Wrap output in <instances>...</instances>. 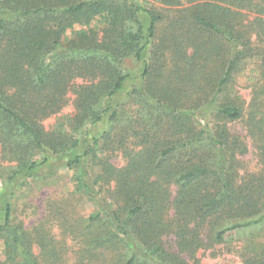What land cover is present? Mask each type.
<instances>
[{
  "label": "trees",
  "instance_id": "1",
  "mask_svg": "<svg viewBox=\"0 0 264 264\" xmlns=\"http://www.w3.org/2000/svg\"><path fill=\"white\" fill-rule=\"evenodd\" d=\"M251 3L0 0V169L11 181L69 155L72 195L96 206L80 220L50 202L26 227L6 205L3 264H201L199 250L262 224L264 112L247 122L259 174L243 172L247 146L221 123L243 118L230 84L252 53L240 12ZM147 47L140 86L113 106L127 60ZM69 102L66 123L47 130ZM243 264H264V249Z\"/></svg>",
  "mask_w": 264,
  "mask_h": 264
},
{
  "label": "rangeland",
  "instance_id": "2",
  "mask_svg": "<svg viewBox=\"0 0 264 264\" xmlns=\"http://www.w3.org/2000/svg\"><path fill=\"white\" fill-rule=\"evenodd\" d=\"M128 1L139 7H145L146 3L151 0ZM263 1L251 0V4L254 6L255 3H258L261 7L263 6ZM182 4L183 7L190 5L187 2ZM156 6L157 8L160 7L158 4ZM253 6L240 10L243 16L242 23L246 27L242 30L248 32L246 35L249 37V48L252 53L239 62L238 72L233 75L230 84V96L238 98L243 118L238 121H224L221 123H226L230 135L240 138L247 146L246 155L238 157L243 172L259 174L262 170V165L257 161L256 143L249 135L247 122L249 119L248 114L252 113L253 115L257 110L261 113L264 112V13H259V6ZM232 10L236 11L234 8ZM140 18L144 28H146V15L141 12ZM149 47L142 53L141 61L127 60L126 71L128 78L123 83L122 89L113 96V106L124 101L132 89L140 86ZM251 104L253 106L255 104V107H251ZM72 111L73 108L69 102L58 115L43 121V126L50 130L60 126L63 122L66 123V118L71 115ZM107 121L108 115L104 116L102 121L94 127H86L84 129L86 134L80 137L81 144L76 150L78 154L83 143L85 145L89 144L92 137H97L107 129ZM118 155V153H114L110 156V162L116 166L121 165ZM68 158L69 155L50 157L48 162L41 165L33 176H25L23 174L11 181L3 169H0L2 170L0 171V224L3 221L4 208L8 204L12 208L11 218L17 222H23L26 227L37 222L47 213L50 202L57 206L61 205L62 212L73 218H75L73 216V207L76 206L77 218L80 220L86 219L93 213L96 210L94 203L85 200V197L81 194H77L79 196L72 195L75 188L72 183V171L66 169ZM3 165L5 167L4 163ZM55 228L57 229L58 226ZM170 239L168 238L169 241ZM261 248L264 249V221L252 230L248 229L240 233L236 231L226 233L224 243L199 250L196 258L200 260L201 264H243L246 257L252 258L254 254L262 250ZM3 256V248L0 245V264H3ZM186 260L188 261V259Z\"/></svg>",
  "mask_w": 264,
  "mask_h": 264
}]
</instances>
